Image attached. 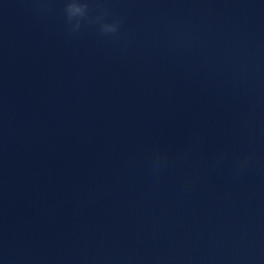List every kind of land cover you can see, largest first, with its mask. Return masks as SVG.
I'll list each match as a JSON object with an SVG mask.
<instances>
[{
	"label": "clouds",
	"instance_id": "obj_1",
	"mask_svg": "<svg viewBox=\"0 0 264 264\" xmlns=\"http://www.w3.org/2000/svg\"><path fill=\"white\" fill-rule=\"evenodd\" d=\"M65 14L70 29L79 30L81 21L87 17L88 4L85 0H67L65 5ZM102 17H96V22H100ZM119 22L112 24L100 23V30L102 33H115L118 29Z\"/></svg>",
	"mask_w": 264,
	"mask_h": 264
}]
</instances>
